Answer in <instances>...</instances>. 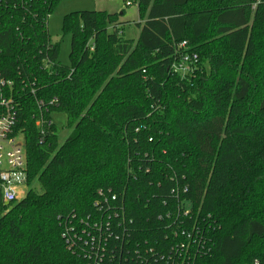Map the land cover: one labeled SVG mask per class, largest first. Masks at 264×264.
<instances>
[{
	"label": "trees",
	"instance_id": "1",
	"mask_svg": "<svg viewBox=\"0 0 264 264\" xmlns=\"http://www.w3.org/2000/svg\"><path fill=\"white\" fill-rule=\"evenodd\" d=\"M59 2L0 0V100L17 105L38 184L0 200V264H87L63 222L90 214L100 190L117 195L144 249L168 254L182 239L169 225L180 233L189 208L190 264H264V0H133L136 40L124 10L74 11L69 65L48 31ZM184 41L199 55L186 77L170 68ZM56 111L71 129L63 143Z\"/></svg>",
	"mask_w": 264,
	"mask_h": 264
},
{
	"label": "built area",
	"instance_id": "2",
	"mask_svg": "<svg viewBox=\"0 0 264 264\" xmlns=\"http://www.w3.org/2000/svg\"><path fill=\"white\" fill-rule=\"evenodd\" d=\"M132 1L126 0L125 3L131 5ZM198 62V53L184 41L179 45L170 68L173 73L186 77L195 73ZM1 84L4 85V82ZM37 103L40 106L45 104L42 100H37ZM57 103V98L50 100L48 107L37 117L36 126L41 135L45 133L44 126L52 123L43 114L49 106ZM0 105L5 109L0 114V200L11 205L24 198L28 191L27 154L23 136L15 130L18 115L16 103L13 99L2 97ZM98 195L90 214H74L63 222L62 237L67 248L81 255L87 264H190L192 233L185 226L191 212L189 208L182 211L183 229L180 233L169 225L170 233L175 238L181 236V241L171 247L168 254H159L156 246L144 249L130 238L128 223L131 221L127 219L122 205L118 204L117 195L102 190ZM167 218L171 220V215L167 214ZM193 241L201 243V238ZM251 264L263 263L255 259Z\"/></svg>",
	"mask_w": 264,
	"mask_h": 264
},
{
	"label": "rangeland",
	"instance_id": "3",
	"mask_svg": "<svg viewBox=\"0 0 264 264\" xmlns=\"http://www.w3.org/2000/svg\"><path fill=\"white\" fill-rule=\"evenodd\" d=\"M108 11L110 13H120L124 10V14L120 16V26L123 29L126 39H137L141 28L137 25L141 22L139 15V7L136 2L126 5L124 0H60L55 10L49 16L48 31L53 43H59V61L63 65H69L71 35L63 30V20L65 15L74 11ZM52 120L56 126V134L59 143H63L69 135L71 129L67 127V116L64 112H53ZM34 183L29 187H37Z\"/></svg>",
	"mask_w": 264,
	"mask_h": 264
}]
</instances>
